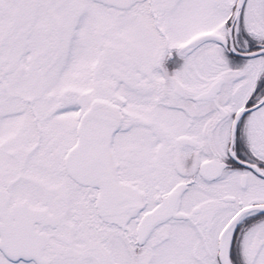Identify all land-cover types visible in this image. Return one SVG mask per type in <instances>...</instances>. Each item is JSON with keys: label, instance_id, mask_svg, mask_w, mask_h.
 <instances>
[{"label": "snow or ice", "instance_id": "snow-or-ice-1", "mask_svg": "<svg viewBox=\"0 0 264 264\" xmlns=\"http://www.w3.org/2000/svg\"><path fill=\"white\" fill-rule=\"evenodd\" d=\"M0 264H264V0H0Z\"/></svg>", "mask_w": 264, "mask_h": 264}]
</instances>
